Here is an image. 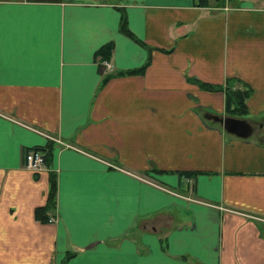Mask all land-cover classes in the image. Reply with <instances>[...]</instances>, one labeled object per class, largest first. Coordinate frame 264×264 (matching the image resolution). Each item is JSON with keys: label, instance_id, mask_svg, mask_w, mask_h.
Returning <instances> with one entry per match:
<instances>
[{"label": "crops", "instance_id": "0c3cea01", "mask_svg": "<svg viewBox=\"0 0 264 264\" xmlns=\"http://www.w3.org/2000/svg\"><path fill=\"white\" fill-rule=\"evenodd\" d=\"M0 264H264V0H0Z\"/></svg>", "mask_w": 264, "mask_h": 264}, {"label": "trees", "instance_id": "16d2710c", "mask_svg": "<svg viewBox=\"0 0 264 264\" xmlns=\"http://www.w3.org/2000/svg\"><path fill=\"white\" fill-rule=\"evenodd\" d=\"M120 28L126 33H130L126 21L122 19L120 21ZM111 49H112V43L108 42L102 45L98 51L101 54V58H108L111 54ZM146 63H144L142 66L138 67L137 69H133L132 71H141L143 67L145 66ZM107 78V76L103 77L102 82ZM229 83L231 81L228 79L227 80ZM201 84L203 86H206L205 83ZM227 87L226 90V107L227 110L229 111V114L232 115H245L246 113V98L247 95L249 94V90L246 88H232L230 84ZM36 149H40V147H35ZM55 180L54 178H51V183L49 186V191H48V199L47 202L44 205L39 206L36 209V215L40 218L47 219L48 216V211L52 210L55 204Z\"/></svg>", "mask_w": 264, "mask_h": 264}, {"label": "water", "instance_id": "95a60500", "mask_svg": "<svg viewBox=\"0 0 264 264\" xmlns=\"http://www.w3.org/2000/svg\"><path fill=\"white\" fill-rule=\"evenodd\" d=\"M204 117L220 122L225 130L241 137H247L253 131L252 123L246 117L211 112H205Z\"/></svg>", "mask_w": 264, "mask_h": 264}, {"label": "built area", "instance_id": "2783aa9c", "mask_svg": "<svg viewBox=\"0 0 264 264\" xmlns=\"http://www.w3.org/2000/svg\"><path fill=\"white\" fill-rule=\"evenodd\" d=\"M44 163V155L41 151L30 150L26 154V166L31 169H40Z\"/></svg>", "mask_w": 264, "mask_h": 264}]
</instances>
